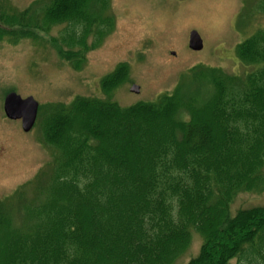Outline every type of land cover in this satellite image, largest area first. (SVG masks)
Instances as JSON below:
<instances>
[{"label": "trees", "instance_id": "obj_1", "mask_svg": "<svg viewBox=\"0 0 264 264\" xmlns=\"http://www.w3.org/2000/svg\"><path fill=\"white\" fill-rule=\"evenodd\" d=\"M104 1L50 0L41 14L0 5V43L65 24L61 56L77 67L113 31L95 15ZM236 51L254 67L245 79L199 70L194 91L124 108L111 100L128 79L121 64L102 82L109 100L47 112L54 165L33 199L24 187L0 205V264H177L193 233L202 243L187 264H264V207L231 210L264 192V30Z\"/></svg>", "mask_w": 264, "mask_h": 264}, {"label": "rangeland", "instance_id": "obj_2", "mask_svg": "<svg viewBox=\"0 0 264 264\" xmlns=\"http://www.w3.org/2000/svg\"><path fill=\"white\" fill-rule=\"evenodd\" d=\"M169 1L153 6L146 0H113L111 14L116 26L96 50L84 54L82 70L78 69L82 62L76 67L61 56L69 53L59 41L68 30L65 24L48 33L34 30L38 37L35 41L23 39L10 44L7 39L0 44V205L10 204L24 187L23 193L33 199L34 182L45 180L51 173L57 153L44 142L41 116L28 133L21 120L5 116L7 94L17 93L22 99L33 97L43 114L54 107H68L77 97L105 100L100 92L101 81L117 65L127 63L128 79L114 91L113 98L120 106L128 107L140 102L158 103L179 86L194 91L201 84L191 78L199 70L212 69L241 79L253 71L252 65L239 60L236 50L264 30V11L259 7L263 0ZM49 4L50 0H0L7 10L24 12L32 8V14H41ZM104 9L96 7L95 15ZM235 15L238 20L226 21ZM193 32L203 42L201 52L190 48ZM132 85L140 89L139 94L131 91ZM183 119L187 120V115ZM256 206L264 207V192L239 194L231 210L235 215ZM201 243L200 236L193 233L189 250L177 264H187L197 256Z\"/></svg>", "mask_w": 264, "mask_h": 264}, {"label": "water", "instance_id": "obj_3", "mask_svg": "<svg viewBox=\"0 0 264 264\" xmlns=\"http://www.w3.org/2000/svg\"><path fill=\"white\" fill-rule=\"evenodd\" d=\"M202 41L196 32H193L190 39V47L194 50L202 48ZM134 93H139L140 89L133 86ZM4 110L8 118L12 120H22L23 130L29 132L36 121L38 103L32 98L22 99L16 93H10L6 96Z\"/></svg>", "mask_w": 264, "mask_h": 264}, {"label": "flooded vegetation", "instance_id": "obj_4", "mask_svg": "<svg viewBox=\"0 0 264 264\" xmlns=\"http://www.w3.org/2000/svg\"><path fill=\"white\" fill-rule=\"evenodd\" d=\"M164 0H146V2L150 3L151 5L153 6H159L163 3ZM169 0H165L166 3H168ZM190 1H194V0H171V2H175V3H187V2H190ZM208 1V0H207ZM170 2V1H169ZM204 2H206V0H204ZM95 7H100V8H105V9H113V0H106L104 2H97L95 4ZM231 9V7L229 8ZM232 13V12H231ZM230 19H237L238 20V15H235V16H228L226 18V21ZM240 20V18H239ZM201 52V51H200ZM196 53V52H195Z\"/></svg>", "mask_w": 264, "mask_h": 264}]
</instances>
